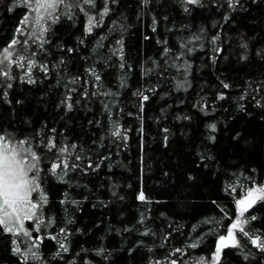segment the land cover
<instances>
[{
  "label": "trees",
  "instance_id": "obj_1",
  "mask_svg": "<svg viewBox=\"0 0 264 264\" xmlns=\"http://www.w3.org/2000/svg\"><path fill=\"white\" fill-rule=\"evenodd\" d=\"M26 15L0 0V53L19 41L12 78L0 73V136L39 155L44 223L27 222L31 239L0 227V264H264L251 243L264 201L213 259L237 201L264 184V0L61 5L43 36Z\"/></svg>",
  "mask_w": 264,
  "mask_h": 264
},
{
  "label": "snow or ice",
  "instance_id": "obj_2",
  "mask_svg": "<svg viewBox=\"0 0 264 264\" xmlns=\"http://www.w3.org/2000/svg\"><path fill=\"white\" fill-rule=\"evenodd\" d=\"M81 2L83 5L95 7V0H75V2L71 4L66 3V0H34L35 7L33 10L38 14L35 23L40 26V35L43 36L44 31H46V29L43 27V24H41V21L44 19L42 15H39L41 10H44L48 16L52 18V22L55 23L59 17H54L53 13H55L58 7L61 5H65L66 7H75L80 5ZM187 2L196 4L199 3V0H187ZM24 3L29 4V0H24ZM81 11H83L87 16V25L85 30L87 33H91L93 28L98 26L99 22L96 21L93 16L88 15L87 11L83 7H81ZM108 11V8L105 7V9L100 13L101 18L107 15ZM28 21L29 17L25 16L22 19L21 24L27 25ZM17 31L22 32V29L18 28ZM17 43H19V41L13 40L8 45V47L5 48L2 53H0V57H2L0 58V66H3L5 61H7L9 65L12 64V50ZM23 59L24 57L22 56H18L17 58L16 62L20 67H24V64L20 63V61ZM27 67L29 69V82H34L31 80L30 70L35 67V61H29ZM43 70H47L46 66ZM0 73H2L8 79L12 78L9 72L3 71L2 67H0ZM97 79H99V77H97ZM224 86L226 88L228 87L227 84ZM8 87L10 88L11 84H9ZM143 99L147 100L148 97L144 96ZM69 108H71L70 104ZM212 128L215 130L214 125ZM113 135L119 136V129L115 130ZM3 140L4 137L0 136V227H2L5 232L11 233L13 236L23 234L24 236L31 239L32 237L30 236L29 230L25 229L24 227V221L35 218L37 231L40 230L41 225L44 223L43 219L41 218L42 214L38 215L36 211L38 209V204L29 199L30 193L38 191L40 189V185L37 183L35 178H27L28 173L33 170L36 171L37 175L39 174L38 165L40 163V157L36 152L32 151L31 147H29L26 149V151L31 156V161L34 163H29L27 166H25L24 159L21 157L17 148L13 147L9 149V146L4 144ZM25 143L26 141L19 142L21 147ZM55 147L56 145L52 141H49L47 145L48 150L51 151ZM60 151L64 152L66 149H61ZM59 167V164L53 163L50 169L52 174H56ZM64 167L67 168V164H65ZM138 198L143 201L145 199L144 194L141 193ZM40 201L41 206L43 203L47 202V196L43 192H41ZM257 201H264V187L250 189L247 191L243 199L237 201L238 214L236 221L228 228L227 236L220 237L217 243L215 255L213 257L215 261H219L223 248L237 246V240L234 235L235 230L238 229L239 231L243 232L244 235H248V233L244 232L243 229V224L246 223L247 220L242 218L244 217L245 213L257 203ZM251 219H255V217L253 216ZM61 231H63V229ZM39 239V237L36 238L37 241H39ZM251 243L254 246L260 247L262 250H264V241H261L259 237L251 239ZM35 246H38V244L34 243L30 247ZM195 246V244L192 245V247ZM60 247L63 251H67V248L63 243L60 244ZM14 251L19 253V247L15 248ZM177 251L180 250L177 249ZM25 260H27V256H25ZM172 264H175V261H173Z\"/></svg>",
  "mask_w": 264,
  "mask_h": 264
},
{
  "label": "rangeland",
  "instance_id": "obj_3",
  "mask_svg": "<svg viewBox=\"0 0 264 264\" xmlns=\"http://www.w3.org/2000/svg\"><path fill=\"white\" fill-rule=\"evenodd\" d=\"M26 7H27V15H26V16L31 17V14H32L33 16H34V15H36V16L38 15V14L33 10L34 7H35L34 0H29V4H26ZM39 15H42L43 17H44V16H45V17L48 16V14H47L44 10H41V12H40ZM0 58H2V57H0ZM11 59H12V57H11ZM12 61H13V59H12ZM10 65H11V64H10ZM10 65L7 63V61H5V62H4V65H3V66H0V67H2V68H3V71H5L6 69H8V67H9ZM3 143H4V144H7V145L9 146V149H11V148H13V147L17 148V150L20 152L21 157L24 159L25 166H27L29 163H34L33 161H31V156H30V155L28 154V152L26 151V149H28L29 146H27V145L24 144V145L21 147L19 143H12V142H10V141H5V140H3ZM34 172H35V170L29 172L27 178H29V179L34 178ZM261 187H264V184H263ZM252 189H253V188H252ZM39 193H40L39 191L31 192L30 195H29V199H30L31 201L34 202V200H33V196H34V194H37V195H38ZM245 195H246V194H245ZM245 195H244L242 198H240V199H243V198L245 197ZM240 199H239V200H240ZM34 203H35V202H34ZM34 219H35V218H33L32 220H25V221H24V227H25V229H27V228H26V224H27V222H32Z\"/></svg>",
  "mask_w": 264,
  "mask_h": 264
}]
</instances>
